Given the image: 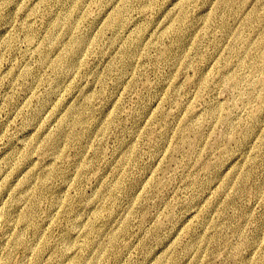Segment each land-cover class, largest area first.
Listing matches in <instances>:
<instances>
[{
	"label": "rangeland",
	"instance_id": "obj_1",
	"mask_svg": "<svg viewBox=\"0 0 264 264\" xmlns=\"http://www.w3.org/2000/svg\"><path fill=\"white\" fill-rule=\"evenodd\" d=\"M2 207L12 264H264V0H0Z\"/></svg>",
	"mask_w": 264,
	"mask_h": 264
},
{
	"label": "bare ground",
	"instance_id": "obj_2",
	"mask_svg": "<svg viewBox=\"0 0 264 264\" xmlns=\"http://www.w3.org/2000/svg\"><path fill=\"white\" fill-rule=\"evenodd\" d=\"M71 20L72 19H70V18H65V19H63V20H61V24H63V25H67L69 22H71ZM85 40H86V38L84 37V36H82ZM27 38H28V40H31V39H34V37L31 35V34H28L27 35ZM78 42H84L83 41V39H79L78 40ZM84 47H82V48H79L78 50H76L75 52H79V51H81L82 49H83ZM33 72V71H32ZM32 72L30 73L29 72V74L31 75L32 74ZM53 105V104H52ZM57 107V106H56ZM63 119H64V121H66V120H68V119H70V118H68L67 116L65 117V118H62V122H63ZM70 122V121H69ZM74 124H83V123H85V120H82V118L78 121V120H75V122H73ZM63 129H64V127H62ZM60 129V131L56 134V135H54L53 136V139H54V141H55V150H56V154H57V152L59 153L62 149H61V144H63V141H64V139H65V137H66V131L65 130H63V129ZM43 135V134H42ZM41 135V136H42ZM45 136V135H44ZM41 141V140H40ZM36 143H38V142H36ZM41 143V142H40ZM39 143V144H40ZM35 148H37V147H35ZM10 152V151H9ZM13 152V151H12ZM21 152V151H20ZM15 153V152H14ZM31 153H33V152H31ZM82 154H83V152H82ZM60 155V154H59ZM10 156V155H9ZM31 156V155H30ZM18 157V156H17ZM56 157H57V155H56ZM56 157H54V158H56ZM80 157V156H79ZM12 159H13V157H12ZM31 159H32V157H31ZM80 159V158H79ZM31 161V160H30ZM35 161V160H34ZM51 162V161H50ZM54 162V161H53ZM8 164V163H7ZM34 164V163H33ZM30 165V164H29ZM48 166V165H47ZM49 166H51V164L49 165ZM31 167V166H30ZM35 170V169H34ZM23 171V170H22ZM24 173H25V171H24ZM34 173V172H33ZM33 173H31L30 174V178L32 179H34V178H37V176L36 177H34V174ZM23 174V173H22ZM22 174H21V176H22ZM43 174H45V173H43ZM48 176H49V173H46L45 175H43L42 176V180H41V182H43L44 183V181H45V179L46 178H48ZM71 176V175H70ZM69 176V177H70ZM18 177H20V176H18ZM5 178V177H4ZM71 178V177H70ZM17 179V178H16ZM19 180V179H18ZM21 180V179H20ZM35 180V179H34ZM51 180V179H50ZM37 183V182H36ZM30 185H31V183H30ZM34 185H35V183H34ZM116 185H118V182L115 184V188H116ZM30 187V186H29ZM31 187H32V185H31ZM34 188V187H33ZM40 188V187H39ZM39 188H36L35 190H37V189H39ZM27 189V188H26ZM29 189V188H28ZM27 189V190H28ZM32 189V188H31ZM26 190V191H27ZM39 190H37V192H38ZM7 192V191H6ZM5 192V193H6ZM28 192V191H27ZM32 192V191H31ZM23 194V193H22ZM41 194V193H40ZM46 194V193H45ZM16 196V195H15ZM21 196H23V195H21ZM56 196V195H55ZM62 196V195H61ZM110 196H111V193H110ZM24 197V196H23ZM44 197H45V195H44ZM63 197V196H62ZM105 197V194H103V196H102V198H104ZM3 199V198H2ZM5 199H6V197H5ZM57 199V198H56ZM59 199V198H58ZM54 200V199H53ZM63 200V199H62ZM59 201H60V199H59ZM6 202V201H5ZM56 203H57V200H56ZM58 203H61V202H58ZM26 204V203H25ZM6 205V204H5ZM58 205V204H57ZM24 206V205H23ZM56 205H54V207H55ZM61 206V205H60ZM59 206V207H60ZM3 207H4V205H3ZM3 207L2 208H0V227H1V224L2 223H4L5 225H6V230L4 231V233H3V235H2V237L0 238V248H1V246L2 245H10V246H13V247H16L21 253H22V255H23V258H27L28 257V255H29V253H31V252H33V251H35L36 250V248L35 247H30V245H32V244H36V243H31L29 240H27L24 236H23V233H21L20 231H18L17 229H15L14 228V225H13V217L11 216L12 215V213H10V212H4L3 211ZM104 208H105V206H104ZM58 209V208H57ZM56 209V210H57ZM5 210V209H4ZM93 210V209H92ZM20 211V210H19ZM18 211V212H19ZM12 212H14V210L12 211ZM90 212H92V211H90ZM53 213V212H52ZM56 213V212H55ZM15 214H17V213H15ZM14 214V215H15ZM94 215L95 216H97L98 217V215H102V212H100L99 210H95L94 211ZM16 216V215H15ZM81 221V220H80ZM17 222L19 223V224H25L24 223V219L23 218H19L18 220H17ZM16 222V223H17ZM15 222H14V224H16ZM81 223V222H80ZM85 223V222H84ZM82 224V223H81ZM88 224V223H87ZM87 224H85V225H87ZM80 224H78V226H79ZM81 227V226H80ZM80 227H78V228H80ZM26 228V227H25ZM28 228V227H27ZM12 229V230H11ZM81 229V228H80ZM79 229V230H80ZM11 230V231H10ZM26 230V229H25ZM82 230V229H81ZM107 231V230H106ZM78 232V231H77ZM108 232V231H107ZM112 233L114 234V235H116V233H117V230L116 229H114V231H112ZM100 235H102L101 233L100 234H96V232H94L93 231V225H91V227H90V233L89 234H85V235H83L82 234V236H85L84 238H83V244H82V247L83 248H85V249H90V248H92L93 247V245H94V243H96V239L100 236ZM31 237V236H30ZM101 237V236H100ZM33 238V237H32ZM32 238H30V239H32ZM35 239V238H34ZM41 239V238H40ZM33 240V239H32ZM35 242V241H34ZM1 254V253H0ZM93 254V253H92ZM99 254L97 253L95 256L97 257ZM66 256H69L68 254L67 255H65V258H66ZM12 255H11V252H8V253H6V254H1L0 255V264H12V262H11V260H12ZM29 258V257H28ZM64 258V259H65ZM83 258L82 257H77L76 259H75V263L76 264H81L82 263V260ZM96 259V258H95ZM29 260V259H28ZM40 260H41V256H38V255H35V257H34V259L31 261V262H29V264H40ZM63 261H65V260H63ZM69 264H73V263H71V260H70V262H69Z\"/></svg>",
	"mask_w": 264,
	"mask_h": 264
}]
</instances>
